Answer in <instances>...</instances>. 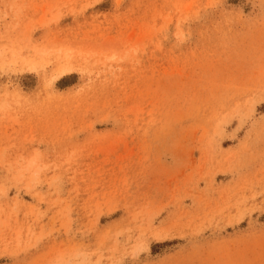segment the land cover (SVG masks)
Segmentation results:
<instances>
[{
	"label": "rangeland",
	"instance_id": "374dc122",
	"mask_svg": "<svg viewBox=\"0 0 264 264\" xmlns=\"http://www.w3.org/2000/svg\"><path fill=\"white\" fill-rule=\"evenodd\" d=\"M0 264H264V0H0Z\"/></svg>",
	"mask_w": 264,
	"mask_h": 264
}]
</instances>
